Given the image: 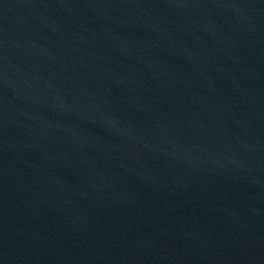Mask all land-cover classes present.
<instances>
[{"label": "water", "instance_id": "95a60500", "mask_svg": "<svg viewBox=\"0 0 264 264\" xmlns=\"http://www.w3.org/2000/svg\"><path fill=\"white\" fill-rule=\"evenodd\" d=\"M0 264H264V0H0Z\"/></svg>", "mask_w": 264, "mask_h": 264}]
</instances>
